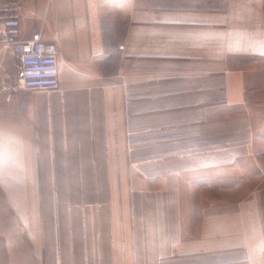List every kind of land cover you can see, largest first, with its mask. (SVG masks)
<instances>
[{"label": "crops", "instance_id": "1", "mask_svg": "<svg viewBox=\"0 0 264 264\" xmlns=\"http://www.w3.org/2000/svg\"><path fill=\"white\" fill-rule=\"evenodd\" d=\"M14 1L60 83L0 44V264H264V0Z\"/></svg>", "mask_w": 264, "mask_h": 264}, {"label": "built area", "instance_id": "2", "mask_svg": "<svg viewBox=\"0 0 264 264\" xmlns=\"http://www.w3.org/2000/svg\"><path fill=\"white\" fill-rule=\"evenodd\" d=\"M0 44L18 61L16 69L26 90L51 89L60 83L56 46L40 38H21L20 5L14 0L0 1Z\"/></svg>", "mask_w": 264, "mask_h": 264}, {"label": "rangeland", "instance_id": "3", "mask_svg": "<svg viewBox=\"0 0 264 264\" xmlns=\"http://www.w3.org/2000/svg\"><path fill=\"white\" fill-rule=\"evenodd\" d=\"M247 95L253 111L254 128L260 137L259 152L264 166V56L247 65Z\"/></svg>", "mask_w": 264, "mask_h": 264}]
</instances>
